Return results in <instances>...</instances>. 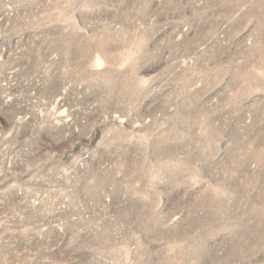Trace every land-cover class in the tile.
Returning <instances> with one entry per match:
<instances>
[{
  "label": "rangeland",
  "instance_id": "obj_1",
  "mask_svg": "<svg viewBox=\"0 0 264 264\" xmlns=\"http://www.w3.org/2000/svg\"><path fill=\"white\" fill-rule=\"evenodd\" d=\"M0 264H264V0H0Z\"/></svg>",
  "mask_w": 264,
  "mask_h": 264
}]
</instances>
